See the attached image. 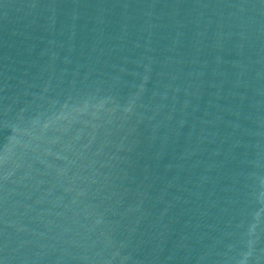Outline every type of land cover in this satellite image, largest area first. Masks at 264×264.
<instances>
[{
	"label": "water",
	"instance_id": "obj_1",
	"mask_svg": "<svg viewBox=\"0 0 264 264\" xmlns=\"http://www.w3.org/2000/svg\"><path fill=\"white\" fill-rule=\"evenodd\" d=\"M0 264H264V0H0Z\"/></svg>",
	"mask_w": 264,
	"mask_h": 264
}]
</instances>
